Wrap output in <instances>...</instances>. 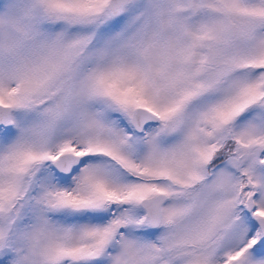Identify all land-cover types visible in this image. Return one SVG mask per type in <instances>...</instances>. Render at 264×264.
<instances>
[{
	"label": "snow or ice",
	"instance_id": "obj_1",
	"mask_svg": "<svg viewBox=\"0 0 264 264\" xmlns=\"http://www.w3.org/2000/svg\"><path fill=\"white\" fill-rule=\"evenodd\" d=\"M0 264H264V0H0Z\"/></svg>",
	"mask_w": 264,
	"mask_h": 264
}]
</instances>
